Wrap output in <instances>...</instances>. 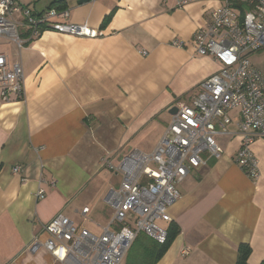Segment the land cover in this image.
Segmentation results:
<instances>
[{
	"label": "crops",
	"instance_id": "0c3cea01",
	"mask_svg": "<svg viewBox=\"0 0 264 264\" xmlns=\"http://www.w3.org/2000/svg\"><path fill=\"white\" fill-rule=\"evenodd\" d=\"M221 3L64 0L66 21L102 35L49 30L20 50L1 38L0 52L23 67L24 98L0 99V264H59L44 248L26 249L34 236H47L43 225L57 213L75 222L88 206L91 227L81 225L100 232L96 224L105 225L112 214L103 196L119 178L104 161L116 164L130 149L152 151L169 109L177 101L192 105L199 83L219 70L189 40ZM173 40L186 45L175 47ZM255 53L264 62V48L250 55L264 75ZM218 138L221 156L191 168L178 184L180 196L168 210L178 233L155 264H235L240 244L250 247L248 264L264 263V138L252 144L257 178L234 162L239 136ZM15 165L22 172L14 173Z\"/></svg>",
	"mask_w": 264,
	"mask_h": 264
},
{
	"label": "built area",
	"instance_id": "2783aa9c",
	"mask_svg": "<svg viewBox=\"0 0 264 264\" xmlns=\"http://www.w3.org/2000/svg\"><path fill=\"white\" fill-rule=\"evenodd\" d=\"M192 1L175 3L181 7ZM67 17V9L36 11L15 0H0V38L20 50L49 30L80 38L102 35L86 23L66 21ZM189 44L196 54L212 57L220 68L199 83L192 105L175 103L177 110L152 151L130 149L116 164L104 161L108 170L119 175L103 196L112 210L108 222L96 224L100 232L95 233L57 213L43 225L47 236H34L28 252L44 248L59 264H125L138 234L163 243L167 230L158 222H171L168 210L180 196L178 184L191 168L206 165L223 152L215 137L239 136L234 162L247 176H259L252 144L264 138V75L251 63L250 55L264 48V0H222L205 25L194 31ZM172 45L182 48L186 43L173 40ZM23 79L21 63H9L0 52V99L22 100ZM231 111L233 116L228 114ZM13 172H22V167L15 165ZM36 196L42 197L43 191L38 189ZM89 213L88 206L79 211L85 222L91 221Z\"/></svg>",
	"mask_w": 264,
	"mask_h": 264
},
{
	"label": "trees",
	"instance_id": "16d2710c",
	"mask_svg": "<svg viewBox=\"0 0 264 264\" xmlns=\"http://www.w3.org/2000/svg\"><path fill=\"white\" fill-rule=\"evenodd\" d=\"M60 3H64V0H53L47 8L65 9V6ZM166 230L167 237L163 243H158L144 234H138L126 253L125 264H155L177 235L178 226L170 222ZM249 253L250 247L247 244H240L235 264H248Z\"/></svg>",
	"mask_w": 264,
	"mask_h": 264
},
{
	"label": "rangeland",
	"instance_id": "374dc122",
	"mask_svg": "<svg viewBox=\"0 0 264 264\" xmlns=\"http://www.w3.org/2000/svg\"><path fill=\"white\" fill-rule=\"evenodd\" d=\"M16 1V3H20L19 2V0H15ZM23 1H25V2H22L21 1V3L20 4H22L23 3V5H27V6H29V7H37V8H40L41 6L42 7H44L43 5L45 4V3H47L48 1H50V0H23ZM28 2V3H27ZM0 42H2V40H1V38H0ZM256 55L254 56V57H252V59L254 60V62H255V59H256V63H258L259 64V66L261 67V68H263L264 67V62H262V60L260 59V57H259V54L258 53H255ZM253 56V55H252ZM261 60V61H260ZM234 112L235 111H231V112H229L228 114L230 115V116H233L234 115ZM215 139H216V141L219 143V138L218 137H215ZM202 155L204 156L205 154L204 153H202ZM110 210L109 209H105L104 211H103V215H106V216H108V215H110ZM77 220L74 222L76 225H81V224H88L87 222H84L81 218L79 219L78 217L76 218ZM100 219V218H99ZM104 219H105V217H104ZM103 218H102V222H103V220H104ZM98 221V220H97ZM158 224L159 225H161V226H165V224H164V222H161V221H159L158 222ZM87 226H89V227H91V225H87Z\"/></svg>",
	"mask_w": 264,
	"mask_h": 264
},
{
	"label": "water",
	"instance_id": "95a60500",
	"mask_svg": "<svg viewBox=\"0 0 264 264\" xmlns=\"http://www.w3.org/2000/svg\"><path fill=\"white\" fill-rule=\"evenodd\" d=\"M89 0H77L78 4L84 3V2H88ZM177 108L176 106H173L169 109V114H174L176 112Z\"/></svg>",
	"mask_w": 264,
	"mask_h": 264
}]
</instances>
